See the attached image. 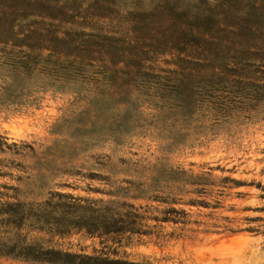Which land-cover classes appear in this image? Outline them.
Instances as JSON below:
<instances>
[{
  "label": "trees",
  "instance_id": "16d2710c",
  "mask_svg": "<svg viewBox=\"0 0 264 264\" xmlns=\"http://www.w3.org/2000/svg\"><path fill=\"white\" fill-rule=\"evenodd\" d=\"M177 1L0 0V112L26 107L48 92L87 95L97 113L115 114L116 129L101 130L97 141L122 146L144 131L169 151L182 146L178 123L198 112L264 102V0H191L188 10ZM126 110L134 116L127 117ZM127 123L138 126L125 129ZM4 147L9 149L2 142L0 150ZM142 170L150 174L144 182L133 190L116 187L109 195L127 198L134 191L135 199L156 206L120 200L89 206L58 192L26 203L0 193V255L46 264H149L62 253L23 231L61 236L86 230L118 239L150 235L161 224H188L184 207L221 208L217 197L243 186L230 177L215 178L211 169L195 174L156 163ZM257 188L264 200V185ZM253 211L264 213V207ZM244 221L264 223L261 217ZM233 222L223 218L222 224ZM246 231L258 233L253 227Z\"/></svg>",
  "mask_w": 264,
  "mask_h": 264
},
{
  "label": "rangeland",
  "instance_id": "374dc122",
  "mask_svg": "<svg viewBox=\"0 0 264 264\" xmlns=\"http://www.w3.org/2000/svg\"><path fill=\"white\" fill-rule=\"evenodd\" d=\"M189 1L177 3H183L188 10L194 6ZM249 94L255 96L252 91ZM107 105L114 107L112 102ZM124 113L134 116L131 110ZM114 115L97 113V103L91 102L90 97L69 92H48L26 107L1 111L0 144L5 142L9 149L0 150V193L15 195L26 203L41 202L50 193L58 192L70 194L89 206L110 200L135 207L156 206L145 199H135L134 191L127 198L109 195L116 187L133 190L150 176L142 170L143 165L156 163L195 174L211 169L215 178L230 177L243 186L227 192L229 196L217 197L221 208L184 207L189 213L188 224H161L150 235L118 239L86 230L61 236L23 231L24 234L39 239L45 248L89 258L149 264H264V223L244 221L264 219V213L253 211L264 207L257 188L264 185V102H242L233 111L198 112L191 120L178 123L181 133L177 140L182 146L169 151L160 149L166 143L144 131L125 139L122 146L108 140L97 141L101 130H109L110 134L116 129ZM135 125L138 126L127 123L124 128L132 130ZM22 145L31 150L22 149ZM5 187L16 188L17 192ZM223 218L234 222L222 224ZM213 224L241 231L225 233ZM151 225L154 223L148 222ZM251 227L258 233L246 231ZM0 264L46 263L0 255Z\"/></svg>",
  "mask_w": 264,
  "mask_h": 264
}]
</instances>
